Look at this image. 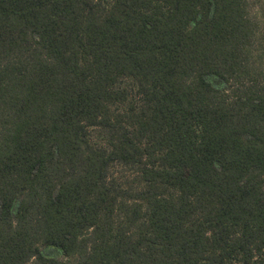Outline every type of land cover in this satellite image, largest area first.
I'll use <instances>...</instances> for the list:
<instances>
[{
    "label": "trees",
    "instance_id": "trees-1",
    "mask_svg": "<svg viewBox=\"0 0 264 264\" xmlns=\"http://www.w3.org/2000/svg\"><path fill=\"white\" fill-rule=\"evenodd\" d=\"M253 1L0 0V264H264Z\"/></svg>",
    "mask_w": 264,
    "mask_h": 264
},
{
    "label": "rangeland",
    "instance_id": "rangeland-1",
    "mask_svg": "<svg viewBox=\"0 0 264 264\" xmlns=\"http://www.w3.org/2000/svg\"><path fill=\"white\" fill-rule=\"evenodd\" d=\"M246 3H247V9H248L249 15L256 21L258 22L261 21L262 17H261V13H259L260 12L259 7L254 4L253 0H246ZM253 53L257 57L258 54L255 48L253 49ZM261 61L264 63V59H261Z\"/></svg>",
    "mask_w": 264,
    "mask_h": 264
}]
</instances>
